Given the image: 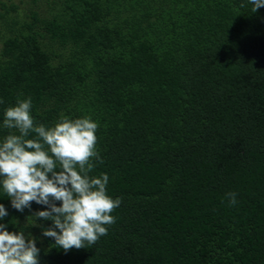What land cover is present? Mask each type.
<instances>
[{"label":"trees","instance_id":"1","mask_svg":"<svg viewBox=\"0 0 264 264\" xmlns=\"http://www.w3.org/2000/svg\"><path fill=\"white\" fill-rule=\"evenodd\" d=\"M25 4L0 0V142L18 98L36 125L90 116L103 160L90 175L106 173L121 204L107 235L67 252L32 216L47 206L21 212L2 184L0 223L37 238L39 264H264V7Z\"/></svg>","mask_w":264,"mask_h":264},{"label":"clouds","instance_id":"2","mask_svg":"<svg viewBox=\"0 0 264 264\" xmlns=\"http://www.w3.org/2000/svg\"><path fill=\"white\" fill-rule=\"evenodd\" d=\"M250 3L253 13L264 7V0ZM31 109L28 97L18 98L5 111L3 128L16 131L0 142V184L12 207L21 212L33 201L47 206L32 216L52 221L42 235L54 238L57 248L65 252L90 248L107 235V226L116 221L112 213L121 204L120 198L107 192L106 173L90 175L94 160L103 163L96 147L98 124L90 116L71 119L62 114L54 126L36 125ZM236 195L226 194L232 205L237 203ZM7 215L0 203V219ZM36 240L31 233L8 231L0 223V264H39Z\"/></svg>","mask_w":264,"mask_h":264},{"label":"rangeland","instance_id":"3","mask_svg":"<svg viewBox=\"0 0 264 264\" xmlns=\"http://www.w3.org/2000/svg\"><path fill=\"white\" fill-rule=\"evenodd\" d=\"M3 1L7 2L8 4L18 5L19 11H21L27 7V5L25 4V1H28V0H3ZM0 10H1V7H0ZM1 47H2V43L0 41V50H1Z\"/></svg>","mask_w":264,"mask_h":264}]
</instances>
